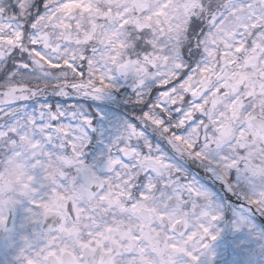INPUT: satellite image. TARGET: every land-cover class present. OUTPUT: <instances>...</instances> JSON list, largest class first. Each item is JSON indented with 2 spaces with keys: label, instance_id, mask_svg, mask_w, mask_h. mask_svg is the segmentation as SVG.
<instances>
[{
  "label": "snow or ice",
  "instance_id": "1",
  "mask_svg": "<svg viewBox=\"0 0 264 264\" xmlns=\"http://www.w3.org/2000/svg\"><path fill=\"white\" fill-rule=\"evenodd\" d=\"M0 264H264V0H0Z\"/></svg>",
  "mask_w": 264,
  "mask_h": 264
}]
</instances>
